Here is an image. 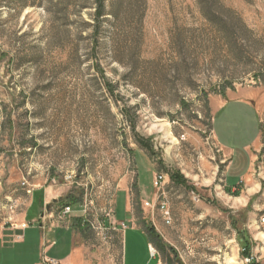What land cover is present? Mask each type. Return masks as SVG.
<instances>
[{"label": "rangeland", "instance_id": "374dc122", "mask_svg": "<svg viewBox=\"0 0 264 264\" xmlns=\"http://www.w3.org/2000/svg\"><path fill=\"white\" fill-rule=\"evenodd\" d=\"M97 6L0 0V230L47 187L90 223L155 225L167 264H245L240 232L264 228L227 194L212 101L264 86V0H104L96 21Z\"/></svg>", "mask_w": 264, "mask_h": 264}, {"label": "crops", "instance_id": "0c3cea01", "mask_svg": "<svg viewBox=\"0 0 264 264\" xmlns=\"http://www.w3.org/2000/svg\"><path fill=\"white\" fill-rule=\"evenodd\" d=\"M212 108L213 119L219 120V134L213 129L215 140L229 156L227 194L242 198L237 206H248L249 227L264 228L260 221L264 218V86L241 87L214 99ZM242 187L245 196H241ZM33 192L34 206L15 225L0 230V264H41L44 257L59 264H116L118 256L120 264H167V249L159 247L145 226L130 219L131 215L125 214L119 222L117 214L112 216L110 212V218L101 224L102 232L97 233L90 227L84 205L70 206L72 213L61 220L63 208L54 210L51 205L64 197H54L47 187ZM34 207L38 210L36 216L31 215ZM129 230L139 237L127 241ZM240 234L245 235L250 253L264 261V241H250L245 231ZM240 243L243 245L242 238ZM163 244L168 246L165 241ZM231 260L234 264V254Z\"/></svg>", "mask_w": 264, "mask_h": 264}, {"label": "built area", "instance_id": "2783aa9c", "mask_svg": "<svg viewBox=\"0 0 264 264\" xmlns=\"http://www.w3.org/2000/svg\"><path fill=\"white\" fill-rule=\"evenodd\" d=\"M164 181V176L163 175H159L158 177H156L155 179V185L156 186H159L162 184V182ZM149 206V204H147ZM161 209L164 211V216L165 218L167 219L166 220V223L167 224H170V213L168 210H166V207L165 205H162ZM86 208H85V215H86ZM72 213V208L70 206H66L62 209V211L60 212L59 214V218L61 220H64L67 218L68 215H70ZM89 222V221H88ZM261 223L264 225V218L261 219ZM90 227L97 233H101L102 232V226L101 224H97V223H90ZM262 249H264V242H262ZM245 251V250H243ZM155 254V253H154ZM153 254V255H154ZM260 259H259V256L254 254V253H250L247 257L244 258L243 262L245 264H260ZM41 264H59V262L55 259H51V258H48V257H44L43 258V261Z\"/></svg>", "mask_w": 264, "mask_h": 264}, {"label": "trees", "instance_id": "16d2710c", "mask_svg": "<svg viewBox=\"0 0 264 264\" xmlns=\"http://www.w3.org/2000/svg\"><path fill=\"white\" fill-rule=\"evenodd\" d=\"M97 4H98V6H97V9H96V21H98L99 20V18L102 16V14H103V12H104V0H97ZM176 179V182L177 181H180L179 179H177V178H175ZM181 182H184L182 179H181ZM186 182V181H185ZM68 202L70 203V204H72V205H76V204H78L79 203V199H77L76 197L75 198H73L71 201L70 200H68ZM54 204L56 205V204H58V205H60L61 206V204H62V207L61 208H64V207H66V205L67 204H65L64 203V200L62 199V200H60V201H56V202H54ZM146 228V230H147V232H148V234H149V237L152 239V240H154V241H156V242H158V245H159V247H161L162 249H168L169 247H166V245H164L163 244V240H162V238H161V236L155 231V228H153V227H145ZM244 238H242V240H243V249L245 250V254L248 256L249 254H250V248H249V246H248V244H247V240H246V237H245V235L243 234L242 235ZM174 254H176L175 253V251H173V249H171V248H169Z\"/></svg>", "mask_w": 264, "mask_h": 264}, {"label": "bare ground", "instance_id": "6f19581e", "mask_svg": "<svg viewBox=\"0 0 264 264\" xmlns=\"http://www.w3.org/2000/svg\"><path fill=\"white\" fill-rule=\"evenodd\" d=\"M251 192H252V191H251ZM251 192H250V193H251ZM238 201H239V202H242L243 200H242V198H240V199L237 200V202H238ZM263 239H264V236H263ZM231 262L233 263V260H231Z\"/></svg>", "mask_w": 264, "mask_h": 264}, {"label": "water", "instance_id": "95a60500", "mask_svg": "<svg viewBox=\"0 0 264 264\" xmlns=\"http://www.w3.org/2000/svg\"><path fill=\"white\" fill-rule=\"evenodd\" d=\"M49 208H50V207H49V206H47V207H46V210L48 211V210H49Z\"/></svg>", "mask_w": 264, "mask_h": 264}]
</instances>
